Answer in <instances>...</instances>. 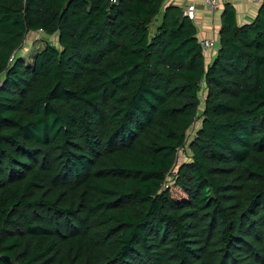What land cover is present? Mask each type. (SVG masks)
I'll list each match as a JSON object with an SVG mask.
<instances>
[{"label":"trees","instance_id":"trees-1","mask_svg":"<svg viewBox=\"0 0 264 264\" xmlns=\"http://www.w3.org/2000/svg\"><path fill=\"white\" fill-rule=\"evenodd\" d=\"M181 12L0 0V264H264V2L209 65Z\"/></svg>","mask_w":264,"mask_h":264},{"label":"crops","instance_id":"crops-1","mask_svg":"<svg viewBox=\"0 0 264 264\" xmlns=\"http://www.w3.org/2000/svg\"><path fill=\"white\" fill-rule=\"evenodd\" d=\"M234 5L236 10V21L239 25L249 24L256 18L261 3H253L251 0H222V6L216 11H210L204 4V0H166V6H174L184 12L191 4L196 7V20L194 24L197 28L199 41L213 40L215 46L207 51L205 55L206 64L209 65L219 51V36L221 30V18L223 6L226 2ZM202 100V99H201ZM205 102V96H203ZM204 105L201 107L203 109Z\"/></svg>","mask_w":264,"mask_h":264},{"label":"rangeland","instance_id":"rangeland-1","mask_svg":"<svg viewBox=\"0 0 264 264\" xmlns=\"http://www.w3.org/2000/svg\"><path fill=\"white\" fill-rule=\"evenodd\" d=\"M152 28L154 29V26ZM45 40H48L49 42H51L54 45H58V40L55 37L47 38L45 36L43 37V35L40 33H29L26 36V39L22 45V48L20 49V54L26 58L32 56V53L34 51L44 47ZM202 101H203V98H202ZM195 126H198V124H196ZM194 131H195V129H192L191 132L189 133V139L192 138ZM190 156H191L190 151H188V150L180 151L178 154V158H177L176 170L180 164L189 160ZM173 186H174L173 175H171L167 178V187L173 188L172 191L176 197L181 196L180 191L178 189L174 188Z\"/></svg>","mask_w":264,"mask_h":264},{"label":"built area","instance_id":"built-area-1","mask_svg":"<svg viewBox=\"0 0 264 264\" xmlns=\"http://www.w3.org/2000/svg\"><path fill=\"white\" fill-rule=\"evenodd\" d=\"M253 3H261L264 0H251ZM205 6L210 10V11H216L221 8L222 6V0H204ZM196 7L195 5L191 4L187 7V9L183 12V16L189 18L192 21L196 20ZM202 49L204 54L212 50L215 46V42L213 40H204L201 41Z\"/></svg>","mask_w":264,"mask_h":264},{"label":"water","instance_id":"water-1","mask_svg":"<svg viewBox=\"0 0 264 264\" xmlns=\"http://www.w3.org/2000/svg\"><path fill=\"white\" fill-rule=\"evenodd\" d=\"M183 17H184V16H183V12H181V14H180V17H179V18H180V19H183Z\"/></svg>","mask_w":264,"mask_h":264}]
</instances>
